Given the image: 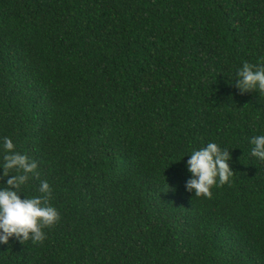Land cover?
<instances>
[{
    "label": "trees",
    "instance_id": "16d2710c",
    "mask_svg": "<svg viewBox=\"0 0 264 264\" xmlns=\"http://www.w3.org/2000/svg\"><path fill=\"white\" fill-rule=\"evenodd\" d=\"M245 61L264 63V0H0V163L9 137L61 217L43 243H0V264H264ZM208 142L235 172L211 199L185 189Z\"/></svg>",
    "mask_w": 264,
    "mask_h": 264
},
{
    "label": "clouds",
    "instance_id": "9594fccd",
    "mask_svg": "<svg viewBox=\"0 0 264 264\" xmlns=\"http://www.w3.org/2000/svg\"><path fill=\"white\" fill-rule=\"evenodd\" d=\"M235 87L241 94L249 91L264 94V63L243 62L235 73ZM250 143L253 145L251 155L264 162V135L253 136ZM3 150L0 179L7 177V180L0 187V243L7 244L12 237L21 244L29 240L43 243L46 239L44 229L54 226L61 218L50 203L52 188L46 180H40L37 162L16 151L11 138H3ZM230 160L229 149L215 142L193 149L186 161L191 177L186 180L185 189L197 197L211 199L213 187L231 183L235 172ZM30 179L39 180L40 195H24L22 199L21 188Z\"/></svg>",
    "mask_w": 264,
    "mask_h": 264
}]
</instances>
